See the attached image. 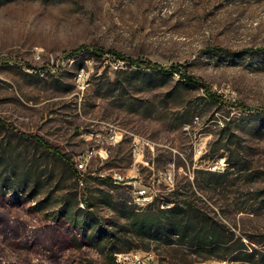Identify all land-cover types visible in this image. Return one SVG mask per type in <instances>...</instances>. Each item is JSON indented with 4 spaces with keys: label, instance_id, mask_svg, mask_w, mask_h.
<instances>
[{
    "label": "rangeland",
    "instance_id": "rangeland-1",
    "mask_svg": "<svg viewBox=\"0 0 264 264\" xmlns=\"http://www.w3.org/2000/svg\"><path fill=\"white\" fill-rule=\"evenodd\" d=\"M81 45L88 49L72 56ZM260 48L264 0H0L1 262L111 264L116 233L119 247L134 238L135 247L153 249L157 264H248L219 258L224 250L133 237L124 216L141 207L134 184L160 201L177 188L264 251ZM112 125L127 131L120 143L105 139ZM136 137L145 141L141 157ZM94 148L81 185L76 161ZM96 168L126 180L92 175Z\"/></svg>",
    "mask_w": 264,
    "mask_h": 264
},
{
    "label": "trees",
    "instance_id": "trees-1",
    "mask_svg": "<svg viewBox=\"0 0 264 264\" xmlns=\"http://www.w3.org/2000/svg\"><path fill=\"white\" fill-rule=\"evenodd\" d=\"M88 49V46L81 45L74 48L71 51V55H78L83 50ZM96 52L101 51L102 53H112L123 61H129L140 68H148L152 71H163L167 67L153 62L144 61L141 59H135L126 57L123 54L102 49L95 50ZM258 51H264V48L258 49ZM100 54V53H98ZM169 68H175L181 70L182 66L172 65ZM192 78V77H191ZM193 82H198L192 78ZM203 85V84H202ZM204 86V85H203ZM209 98L214 102H223V98L216 93H210L206 88ZM0 126L2 123L0 121ZM40 144L44 145L51 153L59 155L64 158L63 154H60L57 149H54L49 143L36 137ZM107 179V178H104ZM14 193L17 190L13 189ZM171 198L167 201H160L159 196L155 197L154 200L147 205L145 208H130L125 213L124 218L126 222L132 227L133 237L141 238H158L167 245L180 244L184 247H191L198 253L209 252L211 255L215 254L217 250H224V254L219 258L231 259L233 261H241L248 264H264V251H261L255 247L245 244L242 237L238 236L235 231L229 227L215 221L212 217L206 216L201 212H198L192 205L191 202L183 198V194L179 192L177 188L172 189ZM0 195L6 196L7 192L2 186H0ZM161 203H165L162 205ZM145 205V204H141ZM88 205L85 207L88 209ZM67 209L63 207L60 210V214L65 213ZM111 236V248L108 252V258L111 264L115 262V253L123 250H129L135 247L134 238L131 241H127L123 247L118 245L124 241L123 237L118 234H110ZM3 239L0 238V253L3 246ZM148 249V248H147ZM0 264H12L3 263L0 259Z\"/></svg>",
    "mask_w": 264,
    "mask_h": 264
},
{
    "label": "built area",
    "instance_id": "built-area-1",
    "mask_svg": "<svg viewBox=\"0 0 264 264\" xmlns=\"http://www.w3.org/2000/svg\"><path fill=\"white\" fill-rule=\"evenodd\" d=\"M126 130L122 129L118 125H112L108 131L105 139L110 144L120 143L123 139ZM144 144L145 141L141 137H136L134 139L133 152L135 156H143L144 154ZM99 152L98 149H92L81 153L76 161L77 171L80 175V184L84 185L85 174L88 170V166L94 154ZM102 158H106L107 154L102 153ZM92 175H96L100 178L110 177L115 184H119L126 180V176L116 169H94L91 171ZM130 184H132L130 182ZM133 198L134 200H141V198H148V205L158 196L157 191L153 190L151 192V187L143 184L133 185ZM84 203V202H83ZM147 205H141L139 208H145ZM114 264H157V254L153 249H142V248H132L129 250H123L115 253Z\"/></svg>",
    "mask_w": 264,
    "mask_h": 264
},
{
    "label": "bare ground",
    "instance_id": "bare-ground-1",
    "mask_svg": "<svg viewBox=\"0 0 264 264\" xmlns=\"http://www.w3.org/2000/svg\"><path fill=\"white\" fill-rule=\"evenodd\" d=\"M135 202H138L140 204H148V198H141V200H135ZM84 207V203L81 204Z\"/></svg>",
    "mask_w": 264,
    "mask_h": 264
}]
</instances>
